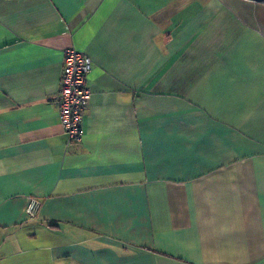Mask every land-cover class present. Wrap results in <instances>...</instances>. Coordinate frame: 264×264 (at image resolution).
I'll list each match as a JSON object with an SVG mask.
<instances>
[{"label":"crops","instance_id":"0c3cea01","mask_svg":"<svg viewBox=\"0 0 264 264\" xmlns=\"http://www.w3.org/2000/svg\"><path fill=\"white\" fill-rule=\"evenodd\" d=\"M0 264H264V2L0 0Z\"/></svg>","mask_w":264,"mask_h":264},{"label":"built area","instance_id":"2783aa9c","mask_svg":"<svg viewBox=\"0 0 264 264\" xmlns=\"http://www.w3.org/2000/svg\"><path fill=\"white\" fill-rule=\"evenodd\" d=\"M92 60L74 49L63 51L62 70L55 98L59 123L69 142H80L83 134V117L90 96L87 74ZM40 202L31 198L26 208L29 217L35 216Z\"/></svg>","mask_w":264,"mask_h":264},{"label":"water","instance_id":"95a60500","mask_svg":"<svg viewBox=\"0 0 264 264\" xmlns=\"http://www.w3.org/2000/svg\"><path fill=\"white\" fill-rule=\"evenodd\" d=\"M254 1H262V2H264V0H254Z\"/></svg>","mask_w":264,"mask_h":264}]
</instances>
